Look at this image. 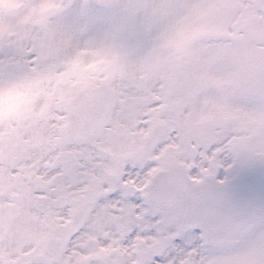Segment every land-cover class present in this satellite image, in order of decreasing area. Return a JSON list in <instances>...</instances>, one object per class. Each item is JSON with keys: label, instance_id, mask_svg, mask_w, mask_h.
I'll list each match as a JSON object with an SVG mask.
<instances>
[{"label": "snow or ice", "instance_id": "obj_1", "mask_svg": "<svg viewBox=\"0 0 264 264\" xmlns=\"http://www.w3.org/2000/svg\"><path fill=\"white\" fill-rule=\"evenodd\" d=\"M0 5V264H264V0Z\"/></svg>", "mask_w": 264, "mask_h": 264}, {"label": "rangeland", "instance_id": "obj_2", "mask_svg": "<svg viewBox=\"0 0 264 264\" xmlns=\"http://www.w3.org/2000/svg\"><path fill=\"white\" fill-rule=\"evenodd\" d=\"M10 0H4V4L9 3ZM3 6V5H0ZM246 35L251 38V42L257 50H264V20L248 21L243 28ZM244 37L237 35V40H242Z\"/></svg>", "mask_w": 264, "mask_h": 264}, {"label": "clouds", "instance_id": "obj_3", "mask_svg": "<svg viewBox=\"0 0 264 264\" xmlns=\"http://www.w3.org/2000/svg\"><path fill=\"white\" fill-rule=\"evenodd\" d=\"M23 102L22 96H16L0 103V111L7 112Z\"/></svg>", "mask_w": 264, "mask_h": 264}]
</instances>
